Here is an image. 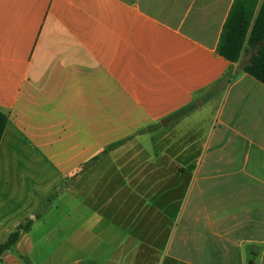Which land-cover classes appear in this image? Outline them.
<instances>
[{
    "label": "crops",
    "instance_id": "crops-1",
    "mask_svg": "<svg viewBox=\"0 0 264 264\" xmlns=\"http://www.w3.org/2000/svg\"><path fill=\"white\" fill-rule=\"evenodd\" d=\"M235 1L0 0V245L33 221L0 264H205L217 239L264 264L259 47L217 51Z\"/></svg>",
    "mask_w": 264,
    "mask_h": 264
},
{
    "label": "trees",
    "instance_id": "trees-1",
    "mask_svg": "<svg viewBox=\"0 0 264 264\" xmlns=\"http://www.w3.org/2000/svg\"><path fill=\"white\" fill-rule=\"evenodd\" d=\"M260 0H236L229 17L224 25L221 41L218 47V54L231 63H238L247 48L259 47L258 53L249 63L242 64L244 73L253 77L264 85V0L259 6ZM234 78L233 74H228L226 80ZM229 81V82H230ZM199 106L198 103L190 104L177 112L174 117H183ZM8 124L7 115L0 110V144L3 139L5 129ZM150 128H147L149 130ZM126 140L117 142L106 148L102 155L121 147ZM101 156L94 158L91 162L97 161ZM55 197L51 196L50 200ZM33 221H28L20 225L11 233L5 243L0 245V262L5 254L11 252L20 241L21 237L31 230Z\"/></svg>",
    "mask_w": 264,
    "mask_h": 264
},
{
    "label": "rangeland",
    "instance_id": "rangeland-1",
    "mask_svg": "<svg viewBox=\"0 0 264 264\" xmlns=\"http://www.w3.org/2000/svg\"><path fill=\"white\" fill-rule=\"evenodd\" d=\"M143 147L149 148V144L148 143L143 144L142 149H143ZM157 148H158L157 150H159V151L163 150V148H161V144ZM225 151L229 152V148H227ZM228 152H225V153H228ZM228 163H229L228 160H226V159L222 160V162L220 164L221 171L223 170L224 172H227L229 169H231V168H229L230 165ZM228 178H226L225 181L223 182V183H227L224 185L223 188H228L227 186H230V184H232L233 182L237 183V181L240 179V177L234 176V177H232V182L229 183L228 181H226V180H228ZM71 185L66 183L64 185V189H69V187ZM222 192L224 193L226 191H221V194H222ZM56 198L57 197H54L53 200H55ZM224 199H227V198H225L223 196L222 200H224ZM69 201H70V196L66 197L63 200L62 204L65 205L64 207L69 205V203H70ZM178 207H175V208L178 209ZM188 216L185 218V220H188L187 222H185V221L183 223L174 222L173 232L175 235L173 237V241L175 242L174 243L175 249L178 246V244H180V242L183 240V239L181 240V238H182V233L185 230V227L188 226L192 229V226L189 223L190 218ZM188 242L190 243L189 245L191 247L192 244L196 243V240L190 239ZM208 245L211 248L210 250L213 251V253L198 256V260L205 262V264H249L250 262H252L253 264H262V258H261L262 257L261 256L262 246L260 243L254 242V243L250 244V243L246 242V240H244V239H238V240L217 239V240H209ZM234 248H236V252H234ZM13 250L9 253H12ZM192 257L193 256H189L188 258L192 261Z\"/></svg>",
    "mask_w": 264,
    "mask_h": 264
},
{
    "label": "water",
    "instance_id": "water-1",
    "mask_svg": "<svg viewBox=\"0 0 264 264\" xmlns=\"http://www.w3.org/2000/svg\"><path fill=\"white\" fill-rule=\"evenodd\" d=\"M246 60H249V57H248ZM249 264H253V263H252V262H250Z\"/></svg>",
    "mask_w": 264,
    "mask_h": 264
}]
</instances>
